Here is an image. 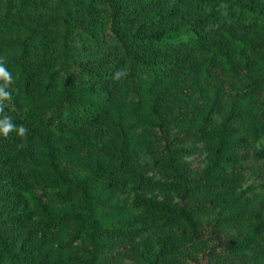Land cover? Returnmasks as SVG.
I'll use <instances>...</instances> for the list:
<instances>
[{
    "label": "trees",
    "instance_id": "1",
    "mask_svg": "<svg viewBox=\"0 0 264 264\" xmlns=\"http://www.w3.org/2000/svg\"><path fill=\"white\" fill-rule=\"evenodd\" d=\"M0 61V264H264V0H0Z\"/></svg>",
    "mask_w": 264,
    "mask_h": 264
},
{
    "label": "clouds",
    "instance_id": "2",
    "mask_svg": "<svg viewBox=\"0 0 264 264\" xmlns=\"http://www.w3.org/2000/svg\"><path fill=\"white\" fill-rule=\"evenodd\" d=\"M0 79H4L5 81L12 80V74L9 72L8 68L4 65L2 61H0ZM11 93L5 87H0V100H5L10 98ZM16 126L11 123L7 118L0 121V135L7 136L9 132H11ZM18 134L23 135L27 129L21 125L18 128Z\"/></svg>",
    "mask_w": 264,
    "mask_h": 264
},
{
    "label": "rangeland",
    "instance_id": "3",
    "mask_svg": "<svg viewBox=\"0 0 264 264\" xmlns=\"http://www.w3.org/2000/svg\"><path fill=\"white\" fill-rule=\"evenodd\" d=\"M250 168L251 170H249L242 178L241 189H245L249 186L257 187L260 184H264V179L261 177V173H259L261 170L259 169V165L256 163H251ZM2 210L6 212L14 211V209L11 208L10 203H5L2 206Z\"/></svg>",
    "mask_w": 264,
    "mask_h": 264
}]
</instances>
